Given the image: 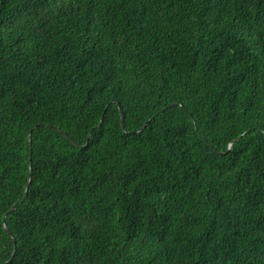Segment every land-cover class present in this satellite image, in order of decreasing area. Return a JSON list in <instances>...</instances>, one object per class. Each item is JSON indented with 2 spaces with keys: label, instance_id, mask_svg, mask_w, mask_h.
<instances>
[{
  "label": "trees",
  "instance_id": "trees-1",
  "mask_svg": "<svg viewBox=\"0 0 264 264\" xmlns=\"http://www.w3.org/2000/svg\"><path fill=\"white\" fill-rule=\"evenodd\" d=\"M0 264H264V0H0Z\"/></svg>",
  "mask_w": 264,
  "mask_h": 264
},
{
  "label": "water",
  "instance_id": "water-1",
  "mask_svg": "<svg viewBox=\"0 0 264 264\" xmlns=\"http://www.w3.org/2000/svg\"><path fill=\"white\" fill-rule=\"evenodd\" d=\"M119 113H120V116H121V121H120V123H121V129L124 130V122H123V117H122V113H121L120 109H119ZM101 121H102V119H101ZM148 122L149 121L145 122L144 125L142 126V128H140L137 132L141 131L147 125ZM89 137L90 136H88V139H89ZM88 139H87V141H88ZM238 140H239V138H237L235 141H238ZM27 190H28V185H27L26 190H25V196L27 194ZM13 209H14V206L11 207V209H10L9 212H12ZM3 221H4V218H3ZM5 230L7 231L8 235H10L9 231L7 229H5Z\"/></svg>",
  "mask_w": 264,
  "mask_h": 264
}]
</instances>
